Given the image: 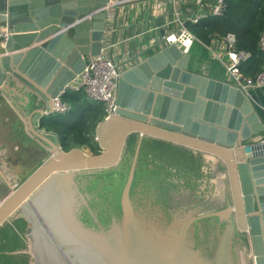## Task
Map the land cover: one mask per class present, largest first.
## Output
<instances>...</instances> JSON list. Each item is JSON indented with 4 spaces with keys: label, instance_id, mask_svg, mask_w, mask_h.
Segmentation results:
<instances>
[{
    "label": "water",
    "instance_id": "1",
    "mask_svg": "<svg viewBox=\"0 0 264 264\" xmlns=\"http://www.w3.org/2000/svg\"><path fill=\"white\" fill-rule=\"evenodd\" d=\"M133 3L0 0L11 32L0 45V96L18 83L37 95L27 131L52 151L0 201V264H264V150L253 142L264 121L241 88L193 68L192 34L179 30L165 46L115 62L116 106L97 126L100 153L65 151L42 132L46 109L89 56L109 43L115 61L121 13ZM122 164L108 189L94 183ZM126 168L120 215L104 222ZM153 173L157 188L145 183ZM213 173L223 196L204 187Z\"/></svg>",
    "mask_w": 264,
    "mask_h": 264
},
{
    "label": "trees",
    "instance_id": "2",
    "mask_svg": "<svg viewBox=\"0 0 264 264\" xmlns=\"http://www.w3.org/2000/svg\"><path fill=\"white\" fill-rule=\"evenodd\" d=\"M226 3L227 7L223 15L204 18L198 24L190 25L189 28L206 44L210 43L211 39L216 35L234 32L238 38V47L252 53V57L243 64L242 70L247 76L255 77L264 67L261 51L258 48L260 36L262 32H264V0H226ZM78 94L80 93L71 94L67 98L69 102L76 103V106L74 107L73 105V108L68 113L46 115L43 116L40 121L43 128L56 135L57 141L65 151L77 147L80 148L84 145L90 146L91 142H94L93 139L96 137L98 124L106 117L105 106L103 104L86 103L85 106H82L81 103L79 104V102H77L80 97ZM148 139L153 140V138ZM134 142H137V135L132 136L128 149ZM91 148L94 150L93 152L95 154L101 151L97 141L92 144ZM175 148L180 151H189L186 148ZM122 166L123 164L115 170L98 174L93 180L94 183L97 185L104 182L107 184L106 188L108 189L110 186L109 182L114 178L115 172L123 168ZM128 168H126L124 172L121 187L119 186L116 190L110 189L111 191L107 196V199L110 201V212L109 215L106 214L107 219H105L104 222L110 220L111 213H113L114 216L120 215V194L129 172ZM139 170L140 163L138 162L133 193L134 189L139 188L141 184L140 178H142L143 174H141ZM159 176L160 173H153L147 177L145 183H147L149 187L155 188V182ZM86 215L88 214L86 213ZM99 216L103 218V212H100ZM88 217L90 221H92L91 217Z\"/></svg>",
    "mask_w": 264,
    "mask_h": 264
},
{
    "label": "crops",
    "instance_id": "3",
    "mask_svg": "<svg viewBox=\"0 0 264 264\" xmlns=\"http://www.w3.org/2000/svg\"><path fill=\"white\" fill-rule=\"evenodd\" d=\"M214 3L215 0H204L201 5L197 4V0L134 1L132 5L127 6L121 13L119 24L122 26V30L119 31L120 37L117 42H120L121 45L123 44V49L121 47L119 48V45H117L114 55L115 62L120 64L126 59L135 56L136 53L147 50L157 44H160L162 47L168 44L166 38L183 28L182 25L178 23V17L186 22V29L194 34L189 28L190 25H193L189 22L190 17L197 13L198 10L205 13L209 12ZM162 30H164V34ZM195 37L196 39L190 47L192 53L191 65L193 68H198L200 71H207L208 75L213 78L233 83L224 66L222 67L218 61H216L217 59L210 51L213 38L210 43L206 44L196 35ZM108 44L109 43H107L105 48L109 49ZM223 68L225 70H223ZM247 94L256 104V107L262 115V120L264 121V87L252 88ZM78 95L80 97H77V102H79V104L81 103L82 106H85L86 103H96L92 102V100L90 101L88 98H84L85 94L83 92ZM71 104L74 105V107L76 106V103L72 102ZM6 105H10L11 108L15 106L21 110L22 113H20L24 114V119H26V116L34 118L36 109L42 106L37 95L29 91L28 88L21 83L12 84L11 92L0 96V112L6 108ZM6 119L10 120V117ZM15 121L16 120H14V122ZM21 121L23 120L21 119ZM35 123H37V121H35ZM38 124L39 122L37 125ZM24 127L27 129V122L26 125L24 124ZM42 132L50 138V131L42 127ZM12 135H17L18 137L16 132L12 133ZM52 137H55V135H52ZM259 138H264V132L255 137L253 142H259ZM97 141L99 142V140Z\"/></svg>",
    "mask_w": 264,
    "mask_h": 264
},
{
    "label": "built area",
    "instance_id": "4",
    "mask_svg": "<svg viewBox=\"0 0 264 264\" xmlns=\"http://www.w3.org/2000/svg\"><path fill=\"white\" fill-rule=\"evenodd\" d=\"M128 1L134 2L139 0H121V2ZM203 1L197 0V4L201 5ZM226 7V0H215L209 12L205 13L198 10L197 13L190 17L189 22L195 25L204 18L221 16L224 14ZM177 20L184 28L181 31L182 35L186 32L192 34L186 29V22L184 20L180 17ZM177 20L175 19L176 22ZM174 34L172 33L166 38L168 43L169 41L172 42ZM10 35L11 32L7 24L0 20V45L2 47L5 46L6 40ZM192 36L195 40V35L192 34ZM258 48L262 56L264 51V32L260 36ZM210 51L217 60H220L224 64L226 72L233 84L241 88L244 92L249 93L252 88L264 87V67L255 77L247 76L243 72L242 66L252 57V53L238 47V38L234 32L213 37V44L210 46ZM118 78L119 71L117 70V65L109 57L106 48H103L99 55H93L87 58L84 70L78 73L63 88L61 93L53 98L52 109L47 108L46 111H52L48 115L68 113L73 108V105L67 99H64L69 88L71 90L69 95L83 92L93 102L105 103L108 114L112 113L116 106Z\"/></svg>",
    "mask_w": 264,
    "mask_h": 264
},
{
    "label": "rangeland",
    "instance_id": "5",
    "mask_svg": "<svg viewBox=\"0 0 264 264\" xmlns=\"http://www.w3.org/2000/svg\"><path fill=\"white\" fill-rule=\"evenodd\" d=\"M179 30L182 31L184 28ZM108 50L109 49L106 48V52H108ZM216 61H218L222 67L224 66L220 60ZM224 68L223 70H225ZM70 93L71 90L68 88L64 99H67ZM84 98L87 97L84 95ZM100 104L105 106L104 108L107 117V106L105 103ZM12 107L14 109L11 108L10 105H6V108L0 112V201H3L12 191L16 190L22 182H24L26 178L52 153L47 144L29 134L27 129L24 127V124L26 125L27 121L24 119V114H21V110L17 107ZM9 117L10 120L6 119ZM21 119L24 122L21 121ZM14 120L16 121L14 122ZM15 132L18 134V137L17 135H12V133ZM49 133L51 134L50 138L53 141H57L56 137H52V135L54 136L55 134L51 131ZM259 140L264 141V138H259ZM93 141H97V136L93 139ZM94 142H91L90 146L84 145L79 149H82L86 153L90 152L91 154H95L93 152L94 150L91 148ZM34 147L40 148L42 153L36 155L33 151Z\"/></svg>",
    "mask_w": 264,
    "mask_h": 264
},
{
    "label": "flooded vegetation",
    "instance_id": "6",
    "mask_svg": "<svg viewBox=\"0 0 264 264\" xmlns=\"http://www.w3.org/2000/svg\"><path fill=\"white\" fill-rule=\"evenodd\" d=\"M108 115H109V114H108ZM108 115H107V116H108ZM27 150H28V149H27ZM28 151H29V150H28ZM33 151L35 152L36 155L42 153L41 150H40V148H38V147H34V148H33ZM28 153H29V152H28ZM209 165H210V166H209L210 169H211V168H215L214 166L211 165V163H209ZM219 166H220V165H219ZM219 166H218V168H217V172H218V171H222V169H223L221 166H220V167H219ZM207 168H208V167H207ZM211 170H212V169H211ZM212 171H213V170H212ZM213 172H216V171H213ZM207 175H208V173H207ZM213 175H214V176H213V177H214V180H212V181H211V180H208L209 183L212 185V187L209 185V183H208V185H207V184L204 185V187H205V188H209V187H210V188H214L215 190L217 189V190L219 191V194H218L219 197H220V196H223V195H224L223 192H225V184H224V182H222V181L219 180L218 174H214V173H213ZM203 180H204V182H208V181H206V179H203ZM215 180H216V181H215ZM211 210H214V209H211ZM210 219H212V218H210ZM207 220H208V219H203L202 221H203L205 224H207V223L205 222V221H207ZM202 221H200V222H202ZM212 224H213V222H211V224L209 223V226H207V225H205V226L202 225V226H203V228L207 231V229H209V228L212 227V226H211ZM27 239H28V237H27ZM245 239H246V237H245ZM28 244H29V241H28ZM29 249H30V247H29ZM30 254H31V256H32V253H31V252H30ZM246 255H247V254H246ZM31 259H32V258H31Z\"/></svg>",
    "mask_w": 264,
    "mask_h": 264
},
{
    "label": "bare ground",
    "instance_id": "7",
    "mask_svg": "<svg viewBox=\"0 0 264 264\" xmlns=\"http://www.w3.org/2000/svg\"><path fill=\"white\" fill-rule=\"evenodd\" d=\"M262 143H263L262 148L261 149L259 148L260 150H264V148H263L264 147V141H262Z\"/></svg>",
    "mask_w": 264,
    "mask_h": 264
}]
</instances>
